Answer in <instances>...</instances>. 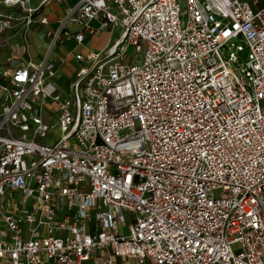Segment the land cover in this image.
I'll list each match as a JSON object with an SVG mask.
<instances>
[{
	"label": "built area",
	"instance_id": "obj_1",
	"mask_svg": "<svg viewBox=\"0 0 264 264\" xmlns=\"http://www.w3.org/2000/svg\"><path fill=\"white\" fill-rule=\"evenodd\" d=\"M53 1L2 0L0 33ZM69 1L1 76L0 264H264V0ZM115 30L63 94L53 48Z\"/></svg>",
	"mask_w": 264,
	"mask_h": 264
},
{
	"label": "crops",
	"instance_id": "obj_2",
	"mask_svg": "<svg viewBox=\"0 0 264 264\" xmlns=\"http://www.w3.org/2000/svg\"><path fill=\"white\" fill-rule=\"evenodd\" d=\"M41 1L42 0H32V3H31L32 7L36 8L40 4ZM72 4H73V1H69V0H63V1H60V2L53 1V2L45 5L43 7L42 11H41V14H40L41 16H44V17L47 18L48 25H41L39 23V18H36V20L30 25V27L28 29V32H27L28 42L30 41V45L28 44V47L26 49L28 50V52H30V56L32 55L31 61H33L35 63H38V62H40V61H42L44 59L45 54L47 53L48 44L46 45L45 43L39 42V41H38V44H39L38 46L33 44V42L36 40L35 37H34L35 34L36 35H40V37L44 38L42 36L43 33L45 34V33L49 32V31H54V30L58 29L60 22L64 19L65 10L69 6H71ZM20 26H21V24L18 23V26L15 29H19ZM93 26L96 27L97 23L94 22ZM68 29L72 33H77V32L81 31V29L79 27H77V26H69ZM115 31L117 32V30H115ZM17 35L20 36V33H17ZM93 36L94 35L85 33L84 34V42L82 43V45L77 44L73 37L67 38V39L64 38L59 43L60 44V48L57 50V55L60 52H62L63 50L67 51L66 55L63 57V59L65 61H68V63L70 64V68H65L64 64L63 65H59V67H58V76H57V79H56V85L59 88V90L62 91L63 94L67 93L69 83L71 82V80L73 78V73H74L75 69L78 66V63L75 61V56L78 55V54H86L89 51L102 50L110 42V40H109V42L107 44L103 45L102 47H96L95 49L92 50V49H90V47H91ZM71 42H73L74 45H75L72 49L68 48V46H69V44ZM14 45H15L16 48H19V45H21V49L23 51H25V49H24V47L22 45V42L17 41V42H15ZM76 47L80 48V50H78L77 52L74 51V48H76ZM25 58H26V62H27L28 61L27 57H25ZM54 58L60 59L62 57L54 56ZM5 71H11L12 74H15L14 72L16 70L13 72L12 70L7 69V70H4L3 72H5ZM63 71L67 72L68 78L70 79V80H67L65 84H64V82L62 81V79L60 77V73L63 72ZM0 82H1V77H0Z\"/></svg>",
	"mask_w": 264,
	"mask_h": 264
},
{
	"label": "rangeland",
	"instance_id": "obj_3",
	"mask_svg": "<svg viewBox=\"0 0 264 264\" xmlns=\"http://www.w3.org/2000/svg\"><path fill=\"white\" fill-rule=\"evenodd\" d=\"M2 0H0L1 3ZM0 14L6 17H16V18H20L21 14L19 12H14L11 10H7L4 9L1 4H0ZM21 28H19V30L17 31V33H20V36L17 35V33L14 31V29H8L3 33H0V77L2 75V72L4 70L10 69L13 72L15 70H21V68H26V58L27 60H31L32 55L30 56V52H28L27 49H25V51H23L21 49V45H19V48L15 47V42L17 41H24V38L27 39V44L30 45V41L28 42V37H24L21 35ZM35 41L33 42L34 45H39V42H43L46 45L49 43V39L44 37H40V35H36L35 34ZM119 35L118 33L115 31L114 35L111 36L109 34L108 31H102V32H98L96 33L93 38H92V43H91V47L90 49H95L96 47H102L103 45L107 44L109 42V40L111 42H113L116 38H118ZM111 38V39H110ZM14 45V46H13ZM75 45L73 42H71L68 46V48H73ZM60 48V44H57L53 50L51 51V55L52 57L54 56H59V57H64L66 55L65 50H63L62 52H60L57 55V50ZM36 49V48H35ZM78 50H80L79 47L74 48V51L77 52ZM49 51V44L47 46V53ZM127 57L134 59V62H139L141 61V56L136 55L135 53V48L133 46H129L127 49ZM65 68H70V64L68 63V61L64 62ZM60 77L62 79V81L64 82V84L66 83L67 80H70L68 78L67 72L63 71L60 73ZM264 104L261 103V106H263ZM59 136V129L57 127H54L51 130V134L49 135V137L42 141V143L46 144V145H51L55 139ZM238 246H234L233 250H237ZM135 261L134 260H130L128 264H134Z\"/></svg>",
	"mask_w": 264,
	"mask_h": 264
}]
</instances>
